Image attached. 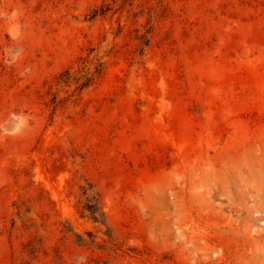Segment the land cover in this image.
Returning <instances> with one entry per match:
<instances>
[{
	"label": "rangeland",
	"instance_id": "rangeland-1",
	"mask_svg": "<svg viewBox=\"0 0 264 264\" xmlns=\"http://www.w3.org/2000/svg\"><path fill=\"white\" fill-rule=\"evenodd\" d=\"M0 264H264V0H0Z\"/></svg>",
	"mask_w": 264,
	"mask_h": 264
}]
</instances>
